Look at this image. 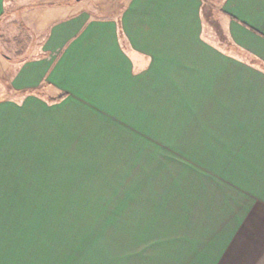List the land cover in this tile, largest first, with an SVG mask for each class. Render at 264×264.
Wrapping results in <instances>:
<instances>
[{
	"label": "crops",
	"instance_id": "1",
	"mask_svg": "<svg viewBox=\"0 0 264 264\" xmlns=\"http://www.w3.org/2000/svg\"><path fill=\"white\" fill-rule=\"evenodd\" d=\"M205 1L130 0L119 21L79 13L54 23L47 56L11 76L23 100H0V166L125 152L128 127L141 137L150 128L155 144L200 139L190 159L202 165L206 151L214 177L195 180L183 236L199 246L182 263L264 264V0H224L232 49L205 36ZM6 10L0 0V20ZM41 87L66 96L49 103L32 93Z\"/></svg>",
	"mask_w": 264,
	"mask_h": 264
},
{
	"label": "rangeland",
	"instance_id": "2",
	"mask_svg": "<svg viewBox=\"0 0 264 264\" xmlns=\"http://www.w3.org/2000/svg\"><path fill=\"white\" fill-rule=\"evenodd\" d=\"M129 1L7 0L0 20V100H23L11 76L23 62L47 56L54 23L79 13L119 21ZM223 3L205 1L204 34L231 48ZM42 91L32 93L49 103L61 96ZM163 122L154 129L161 141L170 121ZM151 132L141 137L128 127L125 152L16 155L10 166L1 165L0 264H183L184 252L199 246L183 236L195 180L206 179L204 173L213 179L214 170L207 171L206 151L202 165L190 159L199 155L200 139L192 149L178 139L155 144Z\"/></svg>",
	"mask_w": 264,
	"mask_h": 264
},
{
	"label": "trees",
	"instance_id": "3",
	"mask_svg": "<svg viewBox=\"0 0 264 264\" xmlns=\"http://www.w3.org/2000/svg\"><path fill=\"white\" fill-rule=\"evenodd\" d=\"M26 92H24L23 94H25ZM65 94H62L60 97H58V99H56L55 101H60L62 100L63 98H65Z\"/></svg>",
	"mask_w": 264,
	"mask_h": 264
}]
</instances>
